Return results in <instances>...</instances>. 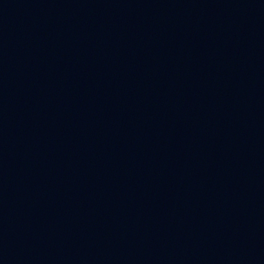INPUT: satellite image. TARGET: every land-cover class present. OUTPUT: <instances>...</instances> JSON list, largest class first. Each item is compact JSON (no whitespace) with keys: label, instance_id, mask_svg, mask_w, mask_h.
<instances>
[{"label":"water","instance_id":"obj_1","mask_svg":"<svg viewBox=\"0 0 264 264\" xmlns=\"http://www.w3.org/2000/svg\"><path fill=\"white\" fill-rule=\"evenodd\" d=\"M46 264H264V0H73Z\"/></svg>","mask_w":264,"mask_h":264}]
</instances>
